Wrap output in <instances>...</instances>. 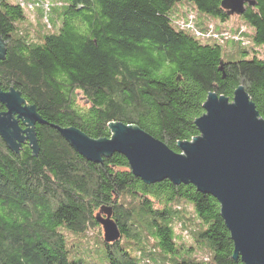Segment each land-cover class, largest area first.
<instances>
[{
    "label": "trees",
    "instance_id": "1",
    "mask_svg": "<svg viewBox=\"0 0 264 264\" xmlns=\"http://www.w3.org/2000/svg\"><path fill=\"white\" fill-rule=\"evenodd\" d=\"M179 1L230 18L221 0H0V88L18 92L42 121L32 127L35 149L25 142L15 152L0 137V264H87L72 256L64 230L82 234L99 224L97 209L110 208L121 235L132 236L134 204L150 223L148 235L177 257L139 259L120 242L104 241L109 264H244L233 257L215 198L192 184H146L121 154L87 161L58 131L73 126L98 140L111 137L110 124L123 122L179 152V142L199 135L195 120L207 95L232 101L239 86L264 118V55L255 50L264 48V0L246 3L240 15L251 30L187 26L191 13L173 24ZM25 5L42 18L36 27ZM230 43L236 51L223 48ZM231 52L239 56L223 57ZM123 194L131 199L127 206ZM176 200L193 210L179 233L173 229L179 212L170 207ZM187 236L207 246L210 262L177 248L176 238Z\"/></svg>",
    "mask_w": 264,
    "mask_h": 264
},
{
    "label": "water",
    "instance_id": "2",
    "mask_svg": "<svg viewBox=\"0 0 264 264\" xmlns=\"http://www.w3.org/2000/svg\"><path fill=\"white\" fill-rule=\"evenodd\" d=\"M246 3L254 5L255 1L221 0V7L230 16L242 15ZM0 103L5 107L0 112L3 141L15 152L25 142L35 149L32 127L42 121L34 107L26 105L14 89L0 88ZM203 109L195 120L199 135L179 142V152L123 122L110 124L111 137L98 140L73 126L58 131L87 161L100 163L107 156L121 154L132 173L146 184L164 180L192 184L212 196L230 232L233 257L244 264H264V118L243 86L234 91L232 101L210 92ZM101 212L96 221L103 228L104 241L116 242L121 233L111 209L102 208Z\"/></svg>",
    "mask_w": 264,
    "mask_h": 264
},
{
    "label": "rangeland",
    "instance_id": "3",
    "mask_svg": "<svg viewBox=\"0 0 264 264\" xmlns=\"http://www.w3.org/2000/svg\"><path fill=\"white\" fill-rule=\"evenodd\" d=\"M10 1L17 2V0H10ZM24 3L25 2L21 4L24 5ZM25 7H26V16L28 17L27 18L28 21L30 22V24L32 25L34 24L35 25L34 27H36V25H38L37 24L38 19L39 18L42 19V18L39 17V15L37 16L35 7L31 8V7H27L26 5ZM187 13H191L193 16L196 15V20L194 22L197 24L198 28H203L209 22H212L214 27H218L220 29H229L230 26L234 24H243L248 30L252 29V27L248 25L240 15H233L230 16L229 19L225 21H221L219 18L199 12L193 3L188 1H179L172 6L170 15L173 24L182 16L183 17L186 16ZM179 29L181 28L179 27ZM225 46L226 45H223V48L227 49L229 52L231 51V49L234 51L237 50L236 45L232 43L228 44V46L226 47ZM255 50L257 51V53H259L258 54L259 57H262V55H264L263 47H257ZM235 55L239 56L238 53L231 52L229 55L226 54V56L223 57L225 59L235 60L237 58ZM248 57L251 56L248 55ZM23 128H25V126ZM126 196L127 194L125 195L123 194V196L121 197L122 199L120 200V203L123 205L128 204L127 202L131 201V199ZM133 206H134L133 210L135 212V213L133 212L135 214V217L134 216L132 217L133 225L136 226L137 224V227L132 229L131 232L133 234L132 236L123 237V235H121V237L117 241L120 242V244H122L124 249L128 250V252L132 257L140 259L141 256L142 257L144 256L146 257L145 258L146 260L151 258L152 261H156V262L172 261L173 256L177 257V252L171 253L159 247L160 245L157 243V241L153 239L151 236H149L147 233L148 229L146 227H150L149 225L150 223L149 221H147L146 223L149 224L145 225V222L143 221L144 213H142L143 212L142 208L136 204H134ZM160 206L161 205H159L158 203L154 204V208H159ZM170 207L172 208L173 211L176 210L179 212L173 214V217L177 215V218L174 221L175 223V226L173 227L174 233L175 232L179 233V228L181 229V225L179 222L181 223L186 222V219L191 214H193L192 205L186 203L183 200H176L171 204ZM100 211H101L100 208L97 209L94 212V216L97 215V213H99ZM187 213H189L190 215H187ZM192 219H193L192 220L193 224H196L195 218ZM64 232L66 235L67 246L69 250L72 252L73 257L74 256L81 257L82 259H84V261L87 264H109L107 257L105 256L107 249L105 247L106 244L104 243V232L101 225L98 224L97 226H91L82 234H77L65 230ZM135 234H138V236H136ZM189 237L190 236L185 237L184 241L182 240L181 243H179L181 240L176 238V243L178 246L177 248L178 249L185 248L188 251L195 250L194 254L197 255L198 258L203 257L202 260H206L210 262L212 254L210 250L209 251L207 250V246L205 245L197 246L194 240ZM189 247L191 248L189 249Z\"/></svg>",
    "mask_w": 264,
    "mask_h": 264
},
{
    "label": "built area",
    "instance_id": "4",
    "mask_svg": "<svg viewBox=\"0 0 264 264\" xmlns=\"http://www.w3.org/2000/svg\"><path fill=\"white\" fill-rule=\"evenodd\" d=\"M192 21H195V18L192 14L189 15V23L187 24V26H192ZM213 26V24L211 25V27Z\"/></svg>",
    "mask_w": 264,
    "mask_h": 264
},
{
    "label": "flooded vegetation",
    "instance_id": "5",
    "mask_svg": "<svg viewBox=\"0 0 264 264\" xmlns=\"http://www.w3.org/2000/svg\"><path fill=\"white\" fill-rule=\"evenodd\" d=\"M20 124H21V126H22V125L24 126V123H23L22 121H20ZM23 126H22V127H23Z\"/></svg>",
    "mask_w": 264,
    "mask_h": 264
}]
</instances>
